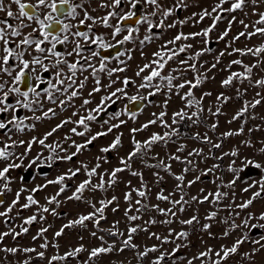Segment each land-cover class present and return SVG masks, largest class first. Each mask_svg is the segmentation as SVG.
I'll use <instances>...</instances> for the list:
<instances>
[{"label":"rangeland","instance_id":"374dc122","mask_svg":"<svg viewBox=\"0 0 264 264\" xmlns=\"http://www.w3.org/2000/svg\"><path fill=\"white\" fill-rule=\"evenodd\" d=\"M125 2L130 3V0ZM159 2L166 7H172L175 3H178V0H159ZM186 3L188 6L180 8L179 16L176 15L175 8L172 16L166 18L164 27H155L162 18L161 12L163 9L157 10L155 6H150L141 0V4L143 5L142 16L148 15L152 11H157V16L153 17L149 15V19L152 21L154 27L149 29L148 25L144 22H140L135 26L133 29H137V31L133 32L132 40L124 43L122 52L124 55H120L108 64L105 63L104 71L99 70L100 63L97 60H93V63H91L92 60H89L88 65L90 67L76 70L74 76L72 71L67 69L65 78L68 80V77L71 76L74 79V84L73 82L68 84L66 81L58 86L57 91L53 93V100H50L45 93L40 94L39 98L31 103L29 112L30 130H23L17 134L8 135L10 139L16 141V146L9 160L0 161V169H3L8 163H18L21 167L10 169L9 173L6 174L10 179L8 187L11 191L3 192L4 200L3 204H0V212L7 210L12 201L16 199L17 192H20V199L17 205L13 207L12 212L8 214V217L0 216V233L10 230L16 232L20 230L21 226L27 227L29 231L16 237V239H13L12 235L5 237L3 241H0V249L16 247L18 249L34 248L36 251L32 253L18 251L15 254L0 251V264H24L25 260L29 261V264H48L51 257L64 256L65 253L81 245H83L85 251L75 257H66L64 260L53 261V264H84L88 260L91 249L101 246L102 242L99 237H104L103 246L115 244L116 248L119 249L122 247L121 242L127 237V228L137 225L142 228H148V231H138L134 234L133 243L138 245L137 248L125 249L123 252L102 254L89 262V264H153L162 253L165 255L161 264H188L189 260H192V264H212L217 259L215 256L216 251H220L222 246L231 247L237 239H243L245 233H249V239L239 247L236 254L229 256L227 260L221 261V264H253V262L254 264H264V248H260L259 245L253 242L261 235H264V229L256 228L250 230L252 224H264V220L258 219L260 214L264 213V197L257 198L246 209L238 207V205L251 199L254 192L261 190L256 182L264 180V170L256 169L252 166L244 167L245 158L264 165V153L260 152V149L264 148V99H262L264 98V86H257L255 84L256 80L264 79V53L260 54V56H253L252 54L241 56L233 52V49H255L264 44V36L260 34L250 38L240 37L239 40H234V37L240 32L254 31L252 25L254 21L259 19L258 13L264 12V0H259L256 6H253L251 0H248L243 9L237 10L234 13H213V16L220 14L224 17L217 23L216 28L207 38L209 42L213 41L215 44L212 48H209L211 51L203 52L195 60H189V57L194 56L197 51L208 48V43H204L205 37L200 36L181 40L177 41L176 44H168V41L172 40L177 34L183 33L184 35H189L195 32H202L204 28L209 27L212 23V16L205 17L201 21L198 14L204 10L211 11L219 3V0H186ZM223 7H230V3L223 5ZM194 13L197 15H194ZM232 17L236 19L229 28V21L232 20ZM241 20L250 26L247 30L240 24ZM180 21H185V23L181 24L179 23ZM168 24H175L176 26L169 28L166 26ZM256 27H264V25H256ZM226 30L229 33L228 36L224 40H220V34ZM102 31L107 32V30L102 29L99 32ZM127 34L125 31L120 32L114 37V40H122L123 36ZM146 35L151 36L152 39L141 44L140 41ZM182 44H192L193 47L180 53L174 60L169 61L162 75H167L172 69H180L179 72L173 73V75L180 77L173 81L174 84L182 83L183 80H194L196 72L187 70L188 66L180 63L181 60H188L189 64H196L198 72L207 76V79L204 80L199 88L193 89V94L197 98L205 92L212 93L211 96L205 97L202 102L205 109L202 114L204 123L196 125H193L189 120L178 121L175 125L172 124L173 113L184 109L190 115L195 110V108H185V101L180 98L187 91V87L180 90L173 88L170 91L165 81L155 79L151 83L152 85L161 84V91L149 96L148 93L155 92V88H140L139 85L144 82L143 77L150 73V69H145L139 77L136 76V72L144 64L150 63L155 59L153 56L154 52L162 50L165 46L175 50ZM71 46L72 44H70ZM221 52L226 54L220 57ZM227 53L232 54L228 55ZM129 57L131 58L129 59ZM217 57H220V62L215 68H212V64L216 63ZM233 60H241L242 65H232L229 68L228 65ZM253 64H257L258 66L253 68L250 80H235L231 86L227 88L221 87V81L227 78L231 72H243V65L251 66ZM152 67H155V65H152ZM118 68H124L125 71H115L111 76L108 75L111 69ZM94 69L97 74H95ZM125 78L132 81L127 86L123 83ZM97 79L100 80L99 87L101 90L93 93V88L97 87ZM82 81L84 82V86L80 88L79 85ZM66 88L67 91H64ZM117 88H124L123 93H117L115 96L118 100L119 108L115 112L108 113L105 116L102 115V111L100 113L93 112L96 120L87 122L91 129L90 133L85 137L73 134L71 129L74 127L77 128V131H83V127L76 124L75 121L81 116H87L90 110L100 105L102 97L109 96ZM237 89L240 90L242 96L237 97ZM72 91H77L79 94L69 99ZM89 93H92V95H89ZM220 93H224L230 99L221 106L222 114L210 116L207 109L211 107L215 111L217 106L216 96ZM257 93H260V96H257ZM132 96L147 97V99L143 100L144 104L141 109L135 112V119L132 118L133 113L127 114L123 109L124 103ZM112 98L104 101L103 109ZM85 99L90 100L91 103L84 105ZM256 99H261V104L257 105L254 109L249 107L248 112L242 118L229 123L232 116L246 101L251 103ZM61 100L65 101V103L60 104ZM165 100H167L166 107L164 104ZM50 108L53 109L55 115L49 113L48 118H43V112ZM162 111L166 112L163 120L169 125L168 128L163 127L160 122H157L149 125L143 131L132 132V129H139L142 125L148 123V121L157 119L159 113ZM74 112L78 113V115L74 116ZM117 112H120L121 115L113 119L114 114ZM36 116H41L42 118L36 120ZM253 116L256 118L253 119ZM65 120H70L71 122L57 129L45 141L46 145L56 148L55 152H51L49 147L42 146L38 142H33L31 149L27 151L26 155L22 156L26 151L27 144L21 145L19 141H32L34 137L37 138V141L43 139L46 133ZM121 121H123L122 124ZM213 123H217L218 125L214 131L211 130ZM112 124H119L120 127L114 128L112 132L105 136L98 137L97 140L88 145L86 149L82 150L71 161L55 159L56 156L63 157L66 153L70 155L74 152L75 148L72 147L73 142L85 143L86 139L91 135H95L101 131L107 132L108 127ZM242 125L244 130L240 135L223 136V133L228 131H239ZM173 129L178 130L179 135L172 136L171 140L167 143L159 142L153 145L151 151L148 152V164H155L159 159H164L167 163L171 164V171L173 173L181 174L185 165L175 160H168V157L170 155H179L184 158L188 157V152L193 149H203V156L188 157V159L196 164L197 171L186 174L185 184L188 180H192L196 175H199L201 171L212 168L214 164L219 166L208 175L201 176L200 180L190 188H185V192L187 193L185 200L188 203L182 205L184 211H179L181 205L173 208L170 203L156 199L157 193L161 191L165 195L174 193L171 197L173 200L180 199L181 193L175 190L177 181H175L173 176L157 168L145 167L144 162L137 157L131 163V171L142 173L143 181L148 185V199L143 200L142 203L159 205V207L164 209L172 208L176 212V215L164 216L155 210L136 213L135 208L137 205L135 201L141 198L135 192H132V189L140 188L141 178L139 176H132L131 172L126 170L117 174V183L112 187H106L104 191H92L88 189L83 194L84 198L91 200L96 207L100 206L98 203L100 200L111 199L113 195L118 198L114 204L109 205L105 210L106 220L101 221V230H97L93 222H85L86 227L76 225L65 229L60 237H55V233L70 220L93 211L92 206L85 203L84 200L68 199L75 188L82 181L88 179L82 165H87L88 168H91L99 162L98 175L91 178L92 182L94 184L99 183L100 174L104 175L105 181H107L108 174L112 169L122 167L120 158L126 159L127 154L133 150V139L143 142L153 133L163 135L165 132L173 131ZM249 129H252V131H249ZM196 133H200L201 136L207 135L212 144L220 143L221 148L215 149L211 147V144L189 138ZM117 135L121 136V146L109 153H101L100 149L110 145ZM246 141H250V144H246ZM181 145L186 146L184 151L177 152V148ZM210 148L211 152L209 151ZM233 149L238 151L237 157L224 155L225 153H230ZM49 157H53V159L49 160ZM97 157L100 158L99 161ZM151 157H157V159H151ZM212 157H222V159H214ZM233 161H235L234 164H232ZM230 164L237 169L244 168V171L233 174L228 171ZM38 167L47 169L39 173ZM76 168H80V172L71 177V179L63 181L66 190L57 197L59 207L56 204H48L47 198L54 196L60 188L59 184H50L49 181L56 180L62 174H69V169ZM26 169H30L32 172L29 179L23 178V171ZM154 173H158L160 177H163L159 183H157V176ZM233 180L236 181L234 186L228 187L229 182ZM250 184L253 186L249 187ZM38 186L39 190L33 192L32 189L38 188ZM2 188L3 183H0V189ZM245 188L249 190L247 192L243 191ZM201 189H203V192H201ZM217 191L227 193L228 195L223 197L219 202H215L214 196H210L209 200L204 203L191 200L193 196L203 199L205 195H209V193L214 194ZM128 192H132L133 208V211L129 214L140 215L141 218L137 221H128L124 216V211L128 207V203L124 200V195ZM29 195L33 196L38 201V204L24 209L22 206L27 203L26 198ZM117 206L119 210L114 213L112 208ZM42 207H48L49 212H41L40 209ZM52 209H55L57 215H52ZM212 212L217 213L216 217L213 220L206 219ZM32 215H36L37 220L31 225H24V219ZM193 215L198 217V222H194L192 225L181 223V221L188 220ZM40 216H43L44 219H40ZM250 216L256 218L249 219ZM152 218H155L158 222L151 225L146 224ZM165 220H171L172 222L170 224L162 223ZM245 220L248 221L249 227L243 226ZM115 221H119L116 231L123 232V236L112 237L106 234V230L110 229ZM233 222L239 225V227L231 229L230 226ZM206 223L210 227L204 230L202 226ZM41 228H47L48 231L43 236H37ZM94 231L96 232L95 237L91 235ZM170 231L173 233L185 231L189 235L185 239H177L175 235L169 236ZM225 231H229V235L226 237L223 235ZM153 233L160 237H168L169 242L164 243L156 240L152 236ZM34 236H37V239L33 240ZM46 241L48 247L41 248L40 245ZM177 245H182V247L173 253V249ZM152 246H155L157 251L149 253L141 262L138 258V253ZM209 248L213 249V252L209 256L196 258L199 257L200 252H205ZM253 249L257 250L254 254ZM38 252H44L43 259L37 256ZM245 253L252 254V259L250 260L245 257Z\"/></svg>","mask_w":264,"mask_h":264},{"label":"snow or ice","instance_id":"6c2138e0","mask_svg":"<svg viewBox=\"0 0 264 264\" xmlns=\"http://www.w3.org/2000/svg\"><path fill=\"white\" fill-rule=\"evenodd\" d=\"M122 2H123V0H111V4H102L100 6L101 7H111V8L115 9V8H119V6L121 5ZM143 2L150 5V6H155V8L157 10L163 9L161 12L162 18L159 20L158 24L155 25V27H164L166 18L172 16L175 8H181V7H187L188 6L186 3V0H178V3H175L172 7H166L165 5H162L159 2V0H143ZM258 2H259V0H251V3L253 4V6H256L258 4ZM130 3H131V7L133 9H135L138 6V4L141 3V0H130ZM229 3H230V7H227V8L223 7V5L229 4ZM246 3H248V0H219V3H217L211 9V11L204 10L198 14L199 20H201V21L204 20L205 17L212 16V23L209 27L204 28L202 32H195V33H191L189 35H184L183 33L177 34L172 40L168 41V44H176L177 41L188 40L190 38H195V37H200V36H203L206 38L204 43L207 44L209 42L207 39L209 37V34L211 32H213V30L216 28L217 23L224 18L220 14H217L215 16H213L212 14L218 13V12L234 13L237 10L243 9L244 6L246 5ZM11 5H15L17 7L18 13H14L12 11ZM65 6H66V8H65ZM81 7H83V4L73 3L72 0H58V2H57V0H36L35 4L25 3V2H23V0H10V3H7V0H0V13H6V16L8 18V19H0V42H2V49H0V50H2V52H3V56L0 57V73H6L8 76L12 77V85H19L26 77L28 79H34L36 81L35 86H29L28 91L21 92L19 87H17V86L9 87L7 85L6 81L0 80V93H2V96H0V105L3 106V107H0V113L8 112L10 109L13 108L12 104L6 103V101H8V99H9L10 93L19 94L20 96H22L24 98V102L22 103V105H21V101L19 99L16 100V104L21 105L24 108H31V103H33V102L29 101V93H32L35 97L40 96V93L37 91V88L39 87L42 80H41V77L38 74V72L39 71L47 72L48 66L44 63V59H42L41 57L33 56L31 60L24 59L25 55H30V53L27 52V50L24 46L34 45L35 52H37V53L44 54L47 52V53H51L55 57H58V58L61 57V53L55 51L56 46H57V44H64L65 42H67L69 37H68V35H64L63 38L61 39L59 37V35L55 32L56 26L60 25L61 27H60L59 31L63 32V33H67L69 31V29L72 27V25L69 23H64L60 19V17L64 16V17H71V18L75 19L78 16L77 9H79ZM43 8L50 9L51 12L48 14H44L43 19H41L40 10ZM52 13H55L56 15L53 16ZM116 15H117L116 12H108L107 15L99 18V22L106 28L110 27L111 25L109 24V20L111 17L116 16ZM134 15H135L134 12L129 11L126 14L121 15L119 18H120V20H128V19L132 18ZM149 15L155 17V16H157V11H152L148 15L141 16L140 20H138L137 23L144 22L148 25L149 29L153 28L154 25H153L152 21L149 19ZM194 15H197V14L194 13ZM258 15H259V19L254 21L253 25H252V27L254 28V31H252V32H248V31L240 32L236 37H234V40H239L240 37H249L250 38V37L255 36L257 34L264 36V27H256V25H264V12H260V13H258ZM12 19L19 21V23L16 25H13L12 23L9 22ZM25 19L28 21H35V23L39 25V34L44 39L43 40H39V39L33 40L30 38L31 37V33H30L27 36H23V38L20 39L18 43H15V49H13V48L9 47L10 43H14V41L10 40V37H21L22 36L21 29L28 26L24 23ZM235 19H236L235 17H232V20L229 21V28L231 27V25L235 21ZM86 20H91L93 24H95L97 22L96 18H93L92 16H90L87 11H85L83 13V19H80L79 23L81 25H83ZM179 23L183 24V23H185V21H180ZM240 24L243 25L244 29H246V30L250 27L248 24H245L243 20L240 21ZM166 26L171 28V27H175L176 25L175 24H168ZM33 31H36V29H33ZM90 31H91V28L89 27V32ZM127 31H128V34L124 35L123 39L119 40L118 43L123 44L127 41L132 40L133 32L137 31V29L128 28ZM120 32H121V28L119 26H116L114 31L111 33V35H112V37H116ZM228 34L229 33L227 30L224 31L223 33L220 34L219 39L224 40L225 37L228 36ZM73 35L81 37L86 43L90 42L91 44L98 45L101 48L112 47V45L105 43L103 36L97 35L94 38H92L88 32H79V31L75 32ZM49 38H51L52 44H51L50 48L46 49V48L42 47L41 45L45 41H48ZM151 39H152L151 36L146 35L144 37V39L142 41H140V43L143 44L145 41H149ZM192 47H193L192 44H182L177 49L173 50V49L167 48L165 46L164 48H162V50L153 53V56L155 57V59H153L150 63L144 64V66L136 72V76L139 77L141 75V73H143L145 71V69H150V73L143 77L144 82L139 85L140 88H150V87L155 88V92H149L148 93L149 96L155 95L156 92L161 91V88H162L161 84L152 85L151 82L155 79H159L160 81H165L166 86L170 91L173 88L180 90V89H185L187 87V91L183 95H181L180 98L183 101H185V108H188V109L195 108V110L192 111L190 115L187 112H185L184 109H181L180 111L173 113V118H172V124L173 125L177 124L178 121H184V120L191 121L193 125H196L198 123H204L202 114L205 111V109L203 107L202 102H203L205 97H209L212 95L211 92H205L199 98L194 96L193 89L199 88L200 85L204 82V80L207 79V76L198 72L196 64L195 63L189 64L188 60H181L180 63L186 64L188 66L187 70H191L193 72H196V76H195L194 80H183L182 83L174 84L173 81L179 79L180 77L173 75V73L179 72L180 69H172L167 75H162V72L165 69V67L169 61L174 60L180 53H183L187 49L192 48ZM208 51H211V49L204 48L202 51H197L194 56L189 57V60H195L196 58L200 57L203 54V52H208ZM81 52H82V45L79 42H76L74 45L73 51L67 52L66 55L71 56V55H73V53H75L76 55L79 56L81 54ZM233 52L238 53L241 56H244L247 54H252L253 56H260V54L264 53V44L260 45L259 47L255 48V49H253V48L233 49ZM225 54L226 53L221 52L220 57L224 56ZM227 54L231 55L232 53H227ZM91 55L96 56L97 53L92 52ZM119 55H124V53H120ZM141 55H143V53H141ZM220 57H217L216 63L212 64V68H215L216 65L220 62ZM12 58H14L16 61H18V65H17L18 71L15 69H10L9 67H7V65H9V63H10V59H12ZM130 58L131 57H129V59ZM60 63H67V61H64L62 59H57L56 63L53 65V67H57ZM152 65H155V67H152ZM232 65H242V61L241 60H233L228 65V67L231 68ZM257 66H258L257 64H253L251 66L243 65L244 71L243 72H231V74L228 75L227 78H225L224 80L221 81V87L227 88V87L231 86L235 80H241V81L250 80L253 68L257 67ZM67 67L69 68V70L72 71L73 76H74L75 70L77 68V63L67 64ZM104 68H105V65L103 62H101L99 70L104 71ZM29 69H30V73L26 72V70H29ZM13 71H15L14 76H13ZM115 71L123 72V71H125V69L124 68L111 69L108 72V75L111 76L112 73ZM94 72H95V69H94ZM60 75H61V73L59 71H57L56 72V76H57L56 83L57 84H63L64 83V80L60 79ZM68 79L72 80V77L70 76V77H68ZM85 79H87V78H85ZM131 82L132 81H130L128 78H125L123 80V83L125 86H127ZM48 83H49V87H54V85L51 81H49ZM73 83H74V81H73ZM96 84H97V87L93 88V93L99 92L101 90L99 87V85H100L99 79L96 80ZM255 84L257 86H264V79L256 80ZM83 86H84V82L82 81V82H80L79 87L83 88ZM69 87H71V85H69ZM5 88H7V91H5ZM44 91L47 92L48 90L45 89ZM64 91H67V88L64 89ZM123 92H124V88H117L115 91L111 92L109 96L102 97L101 103H100V105L97 106V108L90 110L87 116H81L77 121H75L76 124L83 127V131H77V128L74 127L71 129V132L73 134H75L76 136L85 137L91 131L89 124L87 122L96 120V116L93 115V112L100 113L101 111H103L104 101L109 100L112 97H115L117 95V93H123ZM78 94L79 93L77 91H72L69 99L71 97H76ZM89 95H92V93H89ZM240 96H242V93L240 92L239 89H237V97H240ZM257 96H260V93H257ZM48 98L50 100L52 99V96L50 93L48 95ZM138 98L141 100L147 99V97H144V96H140V97L132 96V97H129V100L130 101H136ZM229 99H230V97H228L224 93L218 94L216 96V105L217 106L215 108V111H213L211 107H209L207 109L209 115L210 116H219L220 114H222V107L221 106L223 104L227 103V101ZM262 99H264V98H262ZM60 103L64 104L65 101L61 100ZM83 103H84V105H88L89 103H91V101L88 99H85ZM164 104L166 107L167 100H165ZM259 104H261V99H256V100H254V102H251V103L246 101L244 103V105L239 110H237L236 113L232 116L229 123L242 118L248 112L249 107L254 109ZM49 113H52L53 115H55V113L53 112V109L50 108L47 111L43 112V118H48ZM73 115L74 116L78 115V113L74 112ZM120 115H121L120 112L115 113L113 116V119H115L116 117H119ZM165 115H166V112H164V111L160 112L157 119L148 121V123L142 125L141 128H139V129H136V128L132 129V132L135 133L137 131H143V130L147 129L149 127V125L155 124L157 122H160L163 127L168 128L169 125L166 122H164V120H163ZM41 118H42L41 116L35 117L36 120H40ZM132 118L135 119V113L132 114ZM252 118L255 119L256 117L253 116ZM69 122H71V121L65 120L61 124H57L55 128H53L50 132L45 134L43 139H39L38 141H37V138H35V137L33 138L32 141H28V142H25L23 140L19 141V143L21 145L27 144L26 151L24 154H22V156L26 155L27 151L31 149L33 142H38L42 146L49 147L51 152H55L56 148L46 145L45 141L54 132H56L57 129L63 127L65 124H67ZM7 123L15 124L17 129L20 131L24 130L22 127L23 121L18 120V118L15 116L14 113L12 115V119L9 120ZM105 123H107V121H105ZM122 123H123V121H121V124ZM205 126L207 127V125H205ZM217 126H218L217 123H213L211 125V130L214 131L217 128ZM5 127H6V124L4 122H0V129H4ZM118 127H120L119 124H112L111 126L108 127L107 132H104V131L97 132L95 135H91L90 137H88L86 139L85 143L73 142L72 147L75 148L74 152H72L70 155L66 153L63 157L56 156L55 159H62L64 161H71L77 154H79L82 150L86 149L88 147V145L92 144L95 140H97L98 137L105 136L108 133L112 132V130L114 128H118ZM243 130L244 129H243V125H242L241 128L239 129V131H237V132L228 131V132L223 133V136L224 137H230L233 135H240L241 132H243ZM249 131H252V129H249ZM174 135H179L178 130L173 129V131L165 132L163 135H160L158 133H153L147 140H145L143 142L133 139V141H132L133 150L127 154L126 159L123 157L120 158V164L122 165V167H116V168L112 169V171L108 174L107 181H105L104 175L100 174L99 175V183L94 184L92 182L91 178L93 176L98 175L97 170L100 168L99 162L96 163L95 166H93L91 168H88L87 165H82L88 179H85L84 181H82L75 188L72 195L69 196L68 199L69 200H77V201L84 200L85 203L92 206L93 211L89 212L86 215H80L78 218H76L74 220H70L67 224L63 225L59 231H57L55 233V237H60L64 233L65 229L74 227L76 225L86 227L85 222H93L94 227H96L97 230H101L100 229V223H101V221L106 220L105 210L109 207V205L114 204V202H116L118 198L115 195H113L111 197V199L100 200L98 202L100 206L96 207L95 204L91 200H86L84 198L83 194L88 189H91L92 191H96V190L104 191V190H106V187L107 188L112 187L114 184L117 183V174L124 172L126 170L130 171L132 176H139L141 178L140 188L132 189V192H135L136 195L141 198V199H137L135 201V204L137 205V207L135 208L136 213L155 210L156 212H158L164 216L176 215V212L173 211L172 208L164 209V208L159 207V205H149V204L142 203L143 200L148 199V185L143 181L142 173L136 172V171H131V163L137 157H139L144 162L145 167L157 168V169H160L164 172H167L168 174L173 176L175 181H177V183L175 185V190L179 191L181 193L180 199L173 200L171 197L174 195V193H169L168 195H165L163 193V191L157 193L156 199L158 201H166V202L170 203L173 206V208H175L177 205H181V207L179 208V211H181V212L184 211V208L182 207V205L188 203V201L185 200V196L187 194L185 192V188L186 187L190 188L193 184H195L197 181L200 180L201 176L208 175L209 173H211L214 169H216L219 166L214 164L212 166V168H209L206 171H201L199 175H196L194 177V179H192V180H188L187 183L185 184L184 182H185L186 174L189 172L194 173L197 171L196 164L192 160L188 159V157L203 156V149H193L192 151L188 152V157H184V158H182L179 155H170L168 157V160H175V161H178V162L185 165L181 174L173 173L171 171V164L167 163L164 159H159L158 162L155 164H148L147 163V160L149 159L148 152L151 151L152 146L159 143V142L167 143L168 141L171 140L172 136H174ZM189 138L201 140L203 143H206V144H211V147L215 148V149L221 148L220 143L212 144L211 140L209 139V137L207 135L201 136L200 133H196L194 136H191ZM15 143L16 142L14 141L12 145L5 144L3 147H0V161L9 160V158L13 155V153L8 151V149L10 147L15 146ZM121 143H122L121 136L117 135L115 137V139L111 142V144L108 145L107 147L101 148L100 152L101 153H109L112 150L117 149L119 146H121ZM245 143L250 144V141H246ZM185 147L186 146L181 145L179 148H177V152H183ZM209 151L211 152V148L209 149ZM260 152L264 153V148L260 149ZM224 155H231L232 157H237L238 151L233 149L230 153H225ZM212 158L222 159V157H212ZM52 159H53V157H49V160H52ZM99 159L100 158L97 157L98 161H99ZM151 159H157V157H151ZM205 159H207V157H205ZM33 163H35V161H33ZM234 163H235V161L232 162V164H234ZM232 164L229 165L228 171L232 172L233 174H238V173L244 171V168L237 169V168H234L232 166ZM249 166H252L256 169L264 170V165H262L260 163H256L251 159L245 158L244 167L246 168ZM19 167H21V165L18 163H8L3 169H0V183H3V188L0 189V195H2L3 192H5V191H11V189L8 187V183H10V179L6 174L9 173L10 169L19 168ZM80 170H81L80 168L69 169L68 170L69 174H62V175L58 176L56 178V180L49 181L50 184H59L60 188H59V191L54 196L47 198L48 204H56L57 207H59V202L57 201V197L60 196L61 193L65 192V190H66V188L63 184V181H65V179H71V177H74L75 175H77V173H79ZM154 175L157 176V183H159L163 179V177H160L158 173H154ZM235 183H236V181L233 180V181L229 182V184L227 186L231 188L234 186ZM256 183L259 185L261 190L254 192L251 199H248L246 202L238 205V207L246 209L253 203L254 200H256L257 198L264 197V180L257 181ZM252 186L253 185H251V184L249 185V187H252ZM38 190H39V186H38V188L32 189L33 192H36ZM248 190H249L248 188L243 189V191H245V192H247ZM132 192L125 193V195H124V200H125V202L128 203V207L124 211V216L128 221H137L141 218L140 215H130L129 214L130 212L133 211V208H132ZM201 192H203V189H201ZM227 195H228L227 193H222V192L217 191L214 194L209 193V195H205L203 197V199H199L197 196H193V197H191V200L192 201H198L199 203H204L205 201L209 200L210 196H214L215 202H219L223 197H225ZM19 199H20V192H17L16 193V199H14L12 201L11 205L8 206L6 211L0 212V216L8 217V214L10 212H12L13 207H15L17 205ZM26 199H27V203L23 204V206H22L24 209H27V208L31 207L32 205L38 204V201L36 199H34L33 196H31V195H29ZM0 204H3L2 199H0ZM118 210H119L118 206L112 208V211L114 213L117 212ZM40 211L41 212H49V208L48 207H42L40 209ZM51 211H52V215H54V216L57 215L55 209H52ZM216 215H217V213L212 212L206 217V219L213 220L216 217ZM254 218H256V217H254V216L249 217V219H254ZM40 219H44V217L40 216ZM258 219L264 220V213H261L260 216L258 217ZM36 220H37V216L32 215V216H29L26 219H24L23 224L24 225H31ZM157 222L158 221H156L155 218H152V219L148 220L146 222V224L151 225V224H155ZM171 222H172L171 220L162 221V223H167V224H170ZM194 222H198V217L196 215H193L188 220L181 221L182 224H186V225H192ZM225 222H227V221H225ZM118 224H119V221H115L113 223L112 227L110 229L106 230V234L109 236H112V237L123 236L124 235L123 232L116 231ZM243 226L249 227L247 220H245L243 222ZM202 227L204 230H207V229H209L210 225L206 223ZM230 227H231V229H236L237 227H239V225H237L233 222ZM256 228L264 229V224H252L250 226V230L256 229ZM28 231H29V229L27 227L21 226L20 230L16 231V232H12L11 230L8 232H2V233H0V241H3L5 239V237H7L9 235H12V238L16 239V237H18L24 233H27ZM47 231H48L47 228H41L39 230L37 236H43L44 233H46ZM138 231H148V228H146V227L142 228L139 225L128 227L127 228V237H126V239H124L121 242L122 247L119 249L116 248L115 244H109L107 246H103L104 237L103 236L99 237V239L102 242L101 246L100 247H94L91 249V251L89 252V255H88V260L85 261L84 264H89V262L93 261L95 258H98L102 254H109V253H113V252H123L125 249L137 248L138 245L133 243V236ZM91 235L95 237L96 232L95 231L92 232ZM172 235H175L177 239H185L188 237L189 233H187L185 231L173 233L170 231L169 236H172ZM223 235L225 237L228 236L229 231H225L223 233ZM37 236H34L33 240L37 239ZM152 236H154L155 239L158 241H162L164 243L169 242L168 237H160L154 233L152 234ZM248 239H249V233H245L243 239H237L235 241V243L232 244L231 247H223L222 246L220 251L215 252V256L217 257V259L214 260L212 262V264H221V261L227 260L229 256L236 254L238 252L239 247ZM253 242L255 244L259 245L260 248H264V235H261L258 239H256ZM40 247L41 248H47L48 247L47 241L45 243L41 244ZM180 247H182V245H177V247L173 249V253H175ZM0 251L15 254L18 251H23L24 253H32V252H35L36 249H34V248L18 249L16 247H10V248L0 249ZM83 251H85L83 245L78 246L74 250L65 253L64 256H53V257H51L48 264H53V261L64 260L66 257H75ZM156 251H157V248L155 246H152L150 248H145L144 251H141L138 253V258L142 262L143 258L146 257L149 253L156 252ZM256 251H257L256 249H253V254ZM212 252H213V249L209 248L205 252H200L199 257H196V258L207 257ZM44 255H45L44 252H38L37 253V256L40 257L41 259L44 258ZM164 255L165 254L162 253L153 262V264H161V261L164 259ZM244 255H245V257L249 258L250 260L252 259V254L245 253ZM24 264H29V261L25 260ZM188 264H192V260H189ZM253 264H254V262H253Z\"/></svg>","mask_w":264,"mask_h":264},{"label":"flooded vegetation","instance_id":"af4514ba","mask_svg":"<svg viewBox=\"0 0 264 264\" xmlns=\"http://www.w3.org/2000/svg\"><path fill=\"white\" fill-rule=\"evenodd\" d=\"M123 0L119 8H111V7H101L102 4H111V0H72L73 3H81L83 4V7L77 9L78 16L73 19L71 17H64L61 16L60 19L64 23H69L72 25V27L69 29L67 33L60 32V25L56 26L55 32L59 35V37L62 39L64 35H68L69 39L64 44H57L55 51L61 53V57H55L51 53H37L35 52L34 45L32 46H24L30 55H25L24 59L31 60L33 56L41 57L44 59V63L48 66V71L43 72L39 71L38 74L41 77L42 82L40 83L39 87L37 88V91L42 94L45 93L46 95H49V93L52 96L53 100V93L57 91L58 86L61 84H57V76L56 72L59 71L61 73L60 79L64 80V83L67 81L68 84H71L74 79L72 80H66L65 74L66 70L69 69L67 67V64L70 63H77L76 70L83 69L84 67H88L89 60H92L91 63H93V60H97L101 64V62L110 63L115 58L119 57L120 53L123 52L124 49V43L120 44L118 43L119 40H114V37H112L111 33L114 31L116 26H119L121 28V32L125 31L128 33V28H134L139 23H137L138 20H140V17L143 15V5L140 3L138 6L133 9L131 7V3H126ZM25 3H31L35 4L36 0H23ZM58 2V0H57ZM7 3H10V0H7ZM66 8V6H65ZM11 9L14 13H18V9L15 5H11ZM87 11L90 16L93 18H96L97 22L95 24L92 23L91 20H86L83 25L79 23L80 19H83V13ZM132 11L135 13V15L128 19V20H120V16L126 14L127 12ZM41 12V19H43L44 14H48L51 12L50 9L43 8L40 10ZM108 12H116L117 15L113 16L109 20L110 27H104L100 22L99 18L107 15ZM175 13L177 16H179L180 8H176ZM53 16H55V13H52ZM0 19H8L6 16V13H0ZM10 23L13 25H16L19 23L17 20H10ZM24 23L28 25L27 27L21 29L22 36L21 37H10L11 41H14V43H10L9 47L15 49V43H18L20 39L23 38V36H27L31 33V39L33 40H43L44 38L40 36L39 34V25L35 23V21H28L24 20ZM47 23V22H46ZM89 27L91 28V31L89 32ZM33 29H36V31H33ZM107 30L99 32L100 30ZM88 32L89 35L94 38L95 36H103L105 43L112 45V47L108 48H101L98 45L91 44L90 42L85 43V41L78 36L73 35L75 32ZM83 40V41H82ZM76 42H79L82 45V52L78 56L75 53L71 56H67V52H72L74 45ZM52 44L51 38H49L48 41H45L41 46L44 48H50ZM70 44L72 46L70 47ZM0 49H2V42H0ZM96 52V56H92L91 53ZM3 56L2 50H0V57ZM57 59H62L64 61H67V63H60L57 67H53V65L56 63ZM90 63V64H91ZM95 64V63H94ZM18 61H16L14 58L10 59L9 67L10 69H15L18 71ZM90 67V66H89ZM75 70V71H76ZM26 72L30 73V69L26 70ZM97 74V72H95ZM15 75V71H13V76ZM0 80L6 81L7 85L9 87L17 86L20 88L21 92L28 91L29 86H35L36 81L34 79H28L27 77L19 84V85H12V77L8 76L6 73H0ZM49 81H51L54 85V87H49ZM74 84V83H73ZM72 84V85H73ZM47 89L48 91L45 92L44 90ZM5 91H7V88H5ZM0 96H2V93H0ZM39 97H35L32 93H29V101L33 102L36 101ZM19 99L21 101V105L24 102V98L16 93H10L9 99L6 101V103H10L13 105V108L10 109L8 112L0 113V122H4L6 124V127L4 129H0V147H3L5 144L12 145L15 140H12L9 138V134H17L21 132L17 129L15 124H9L7 123L9 120L12 119L13 113L18 118V120L23 121V129L25 131L30 130V108H24L21 105L16 104V100ZM141 100V99H137ZM143 101V100H141ZM131 102L130 100L126 101L123 105L124 112L127 114L135 113L133 111H130L127 109V104ZM61 104V103H60ZM144 104V101H143ZM0 107H3L0 105ZM118 100L114 97L112 100L107 103L102 111V115L105 116L108 113L115 112L118 109ZM138 112V111H136ZM16 142V141H15ZM16 146V145H15ZM10 147L8 151L13 152L14 148ZM47 168L44 167H38L37 170L39 173L42 171H45ZM32 175V172L30 169H26L23 171V178L29 179ZM3 196V194H2ZM4 200V197L3 199Z\"/></svg>","mask_w":264,"mask_h":264},{"label":"water","instance_id":"95a60500","mask_svg":"<svg viewBox=\"0 0 264 264\" xmlns=\"http://www.w3.org/2000/svg\"><path fill=\"white\" fill-rule=\"evenodd\" d=\"M214 44L215 43L213 41L208 42V48H212ZM142 105H143V101L141 100L131 101L127 104V109L136 112L141 109ZM0 199H3L2 195H0Z\"/></svg>","mask_w":264,"mask_h":264}]
</instances>
